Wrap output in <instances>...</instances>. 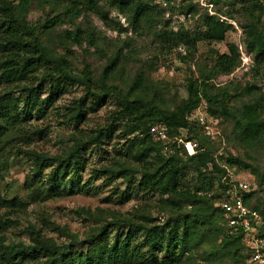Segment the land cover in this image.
I'll list each match as a JSON object with an SVG mask.
<instances>
[{"label":"trees","instance_id":"1","mask_svg":"<svg viewBox=\"0 0 264 264\" xmlns=\"http://www.w3.org/2000/svg\"><path fill=\"white\" fill-rule=\"evenodd\" d=\"M72 1V0H70ZM155 1V0H151ZM169 1V0H165ZM238 0H210L218 6L221 3L234 5ZM241 8L251 18L244 28V44L253 56L258 66L264 64V28H258L260 19L255 14H263L264 8L256 0H239ZM67 7L70 18L81 12L100 13L98 0H82L81 9L77 10V1ZM32 0H18L14 5L7 0H0V77L9 85H17L23 94L22 109L14 107L5 110L1 117L16 122L26 121L29 116H40L45 105L50 104L59 90L68 84H78L84 87L87 94L99 101L108 95L114 97L120 109L116 120L126 119L127 127L119 135L123 141L125 158L137 164V168L121 166L119 170H110L109 177L123 178L126 189L141 193L142 196H156L167 206L173 216H169L162 225L154 224L152 218L146 214H138L133 219L116 220L117 227L127 226L126 234L116 232L109 243L106 226L101 227L86 241H77L70 235V243L58 245L52 240L42 238L39 233L31 229L34 235L32 243L4 245L0 244V264H23L29 260L44 259L40 264H183L184 258L197 246L204 237L217 233L221 236L220 244L223 250L236 260L238 264H247L250 251L243 244L241 232L230 233L221 212L214 206V190L223 188L222 178L228 164H236L244 170L251 169L246 162L227 157L224 160L217 155L216 149L220 145L219 134L213 139L205 136L189 116L198 108L202 99L207 101L208 112L214 118L228 119L233 122V130L241 140L256 143L264 137V99L257 95L255 86H246L244 92L250 97L247 103L239 108L229 104L235 98L225 88H212L211 79L230 74L239 64L240 59L234 45H229L227 52L212 51L215 65L201 74L199 79L187 80V97L181 100L173 110L157 108L151 101L140 97L138 92L143 86V78L138 75L126 93L116 86L109 85L108 80L119 65V52L104 68L99 83L94 84L92 75L87 72L76 75L69 62L62 56L51 55L48 49L39 41L25 19L29 14ZM250 3V4H248ZM109 8L114 9L126 18L129 28L143 35L146 30H153L158 49L161 53H171L180 47L189 52H195L199 43L208 45L223 42L227 32L231 29L225 21L216 16L204 15L201 27L194 32L179 29L174 31L168 22L162 23L163 12L158 11V5L140 3L138 0H109ZM192 12L188 8L186 13ZM102 14V13H101ZM101 21L108 28H112L106 13ZM159 27V28H158ZM113 29V28H112ZM127 32L120 27L119 33ZM65 35L76 45L84 40L93 46L98 53L96 38L92 32H85L75 27L73 31H65ZM36 73L39 76L36 77ZM34 81V82H31ZM48 84L50 98L41 99L43 84ZM101 89V92L97 90ZM216 92V93H215ZM85 112L81 105H75L70 114V120L75 123L84 118ZM157 125L165 129L170 138L183 137L186 140H196L198 148L192 156L183 150L174 148L170 153H164V145L148 134L150 126ZM2 128V127H1ZM142 134V137H138ZM97 136L91 139L96 142ZM79 138L64 155L46 157L36 155L35 169L39 174L43 168L50 167L51 171L45 181L33 182L30 185L35 198L42 201L54 199L64 195L61 189L62 175L69 171L79 180V170L85 166L81 151L88 141ZM2 140L0 139V144ZM220 154V153H218ZM253 168V167H252ZM258 184L255 190L247 195L245 204L256 210L261 217L262 226L259 231L264 239V167L254 169ZM191 172L196 182L187 184L186 177ZM74 186L70 187L69 195ZM215 188V189H216ZM216 189V190H217ZM131 193V192H130ZM121 193L119 198L129 195ZM5 208L20 210L24 203L16 198L3 200ZM189 208L188 210H186ZM79 213L93 217L91 211L79 209ZM137 220V221H136ZM11 226L9 220H0V228ZM64 234H68L65 229ZM140 235L142 243L134 244L133 238ZM146 247L149 257L146 259L142 248ZM159 258L156 254H162Z\"/></svg>","mask_w":264,"mask_h":264},{"label":"rangeland","instance_id":"2","mask_svg":"<svg viewBox=\"0 0 264 264\" xmlns=\"http://www.w3.org/2000/svg\"><path fill=\"white\" fill-rule=\"evenodd\" d=\"M7 1L14 5L18 3V0ZM73 1L32 0L25 21L51 55L62 56L69 62L74 74L89 72L94 84H97L106 65L119 52V65L108 84L126 93L135 78L141 75L143 86L138 92L140 97L151 101L157 108L173 110L187 97V80L199 79L201 74L206 75L215 65L212 51L225 53L229 45H234L240 64L230 74L211 79L212 88H225L228 93L234 94L235 98L229 104L231 107L239 108L250 100L244 92L246 86H255L257 95L264 99V64L258 66L254 63L244 44V28L251 18L241 8L239 0L234 5L221 3L218 6L211 4L210 0H138L151 6L158 5L155 15L162 10V23L168 22L174 31L182 28L194 32L201 27L204 15L216 16L231 26L223 42L210 45L199 43L195 52L180 47L171 53L160 52L153 30H146L141 36L133 32L126 18L109 8V0H98L101 11L98 14L81 12L70 18L67 7ZM76 1L77 10H80L82 0ZM256 1L264 8V0ZM188 8L192 12L186 13ZM103 13L112 21L110 25L113 29L101 21ZM254 18L260 19L259 24L255 25L264 28V11L263 14H255ZM75 27L84 33L94 34L98 53L86 40L78 46L65 35V31H73ZM120 27L126 28L127 32L119 33ZM35 75L37 77L39 73ZM42 89L41 99L50 98L47 83L43 84ZM97 91L101 92V89ZM22 97L17 85H9L0 77V220L7 219L11 223L7 229L0 228V244L22 242L28 245L34 238L32 229L42 238L64 245L70 243V235L79 242L86 241L105 226L110 243L116 232H128L127 226L117 227L116 220L133 219L141 212L152 218L154 224L162 225L169 216L174 215L175 212H171L158 195L142 196L126 189L123 178L109 177L110 170H119L121 166L137 168L136 163L123 156L126 147L118 137L129 121L116 120L120 107L114 97L108 95L97 101L86 93L83 86L68 84L59 90L50 104L45 105L40 116L34 113L23 122L2 118L1 113L5 110L11 111L14 107L22 109ZM201 99L206 104L200 110L214 122L213 127L219 134L221 143L216 149L218 157L221 155L224 160L231 156L246 162L251 169L244 170L236 164H228V170L233 177L257 185L253 168L262 170L264 167V137L256 143L241 140L233 130V122L211 116L207 101L202 96ZM75 105H81L85 112L78 123L70 120ZM96 135H99L96 142H92ZM79 138L88 141L81 151L85 166L79 170V180L69 171L60 177L63 196L44 201L35 198L31 181H45L51 171L50 167H46L39 174L35 172L36 155H64ZM196 181L189 172L185 182L190 184ZM72 184L73 192L69 195ZM216 187L215 182L214 190L209 193L214 195L215 200L220 194ZM123 191L131 193L119 198ZM13 198L22 201L24 207L13 210L2 206L3 200ZM79 209L91 211L93 217L79 213ZM64 229L68 234H64ZM216 234L204 237L203 243L185 256L183 264H238L220 247L221 236L218 235L217 239ZM133 242L141 245L140 235L134 237ZM141 251L147 259L150 255L147 248L144 246ZM156 255L161 258L163 253ZM44 261L29 260L23 264H40Z\"/></svg>","mask_w":264,"mask_h":264},{"label":"built area","instance_id":"3","mask_svg":"<svg viewBox=\"0 0 264 264\" xmlns=\"http://www.w3.org/2000/svg\"><path fill=\"white\" fill-rule=\"evenodd\" d=\"M201 101L190 116L197 128L201 129L205 136L213 139L218 134L213 127L214 122L200 109L205 106ZM128 125V124H127ZM148 134L164 147V153H170L174 148L183 150L188 156L195 154L198 144L195 140H186L183 137L170 138L163 127L153 125L149 127ZM142 137V134H138ZM223 188L214 202V206L221 212L230 233L241 232L244 246L250 251L247 264H264V239L260 236L262 220L260 214L245 204L247 195L255 190V185L242 179L233 177L228 169L222 178Z\"/></svg>","mask_w":264,"mask_h":264}]
</instances>
